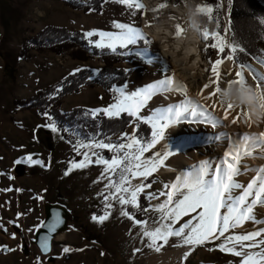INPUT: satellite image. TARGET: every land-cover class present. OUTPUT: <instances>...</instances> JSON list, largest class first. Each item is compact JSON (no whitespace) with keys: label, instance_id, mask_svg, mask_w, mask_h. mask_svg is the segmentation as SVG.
Here are the masks:
<instances>
[{"label":"rangeland","instance_id":"obj_1","mask_svg":"<svg viewBox=\"0 0 264 264\" xmlns=\"http://www.w3.org/2000/svg\"><path fill=\"white\" fill-rule=\"evenodd\" d=\"M70 1L84 4L89 0H0V173H3L0 175V225H3V228H0V246L15 249L4 251L0 248V264H37V258L40 264H159L168 252L182 248L177 246L180 244L179 238L170 237L167 244L158 240L157 245L163 244V247L160 251H155L154 248L148 247L147 240L140 236L141 229L134 226L133 221L120 215L119 205L114 206L111 210L112 214L103 223L93 222L91 216L94 213L101 214L103 207V199L98 196L107 183L102 177L103 166L90 164L65 176L64 173L69 167L68 162L72 160L79 162L82 159V156L74 151V145L78 141L72 144L63 139L59 132L54 133L47 127L38 128V125L47 124L48 119L40 114L36 107L24 108L15 105L16 101L26 100L46 86L76 72L78 68H87L95 76L106 64L103 53L100 51L97 55L92 54L89 47L93 46L84 39L87 50L82 52V55L77 48L78 45L61 50L59 53L48 48L39 50L35 46L25 51L22 43L43 28L62 27L68 24L72 28L63 27L71 32L76 30L81 36L87 31L118 34L119 30L114 25L123 23L143 32L140 25L143 9L141 0H129L132 3L131 8L118 0H103L99 12L90 10L85 12L81 8H73L69 6ZM256 2L264 7V0H256ZM136 3H141L142 7L137 8ZM230 6V0H204V7L195 10L196 25L205 36L219 31L229 43H232V34L228 28ZM209 7L213 9L212 15ZM217 20L219 29L216 26ZM225 28L229 29L227 33L224 32ZM143 34L152 42L150 45L140 42L123 49L119 47V42H116L115 53L105 49L110 51L109 55H112L109 60L110 66L128 72L123 85H112L107 88L97 84L81 85L76 92L59 98L60 103L57 108L60 112L75 107L89 111L103 109L115 103L118 93H114L113 88L123 87L125 92L130 94L155 83L163 75L173 76L169 63L170 69L163 70L164 62L155 66L140 58L122 54L145 46L156 48L151 37L145 32ZM260 42V52L254 56L256 59L248 57L249 59L242 64L264 59V37ZM205 48L209 60L215 61L217 50L206 45ZM245 55L237 52V58L240 60L245 58ZM167 95V93H159L152 96L141 110V115L148 116L154 111L167 108ZM176 95L174 102L184 100L183 95L179 93ZM133 127L131 123L123 132L113 137L95 140L114 144L126 142L119 138L122 133L131 135ZM211 131H213L211 128L197 129L190 126L186 130L189 139L174 140L170 143L171 149L180 152L170 156L163 166L143 181L151 184V188L145 189V193L139 198L140 205L144 200L146 206L143 208L141 206L142 209L139 211L130 206L127 209L136 212L135 219L151 221L159 215L155 211L145 212L143 209L148 208L149 204L155 205L163 201L165 197H160L159 201H147L146 193H158L164 190L165 184L170 185L171 177L161 173L162 168L176 165L174 161L177 155L185 154L190 148L200 144L204 141L205 135ZM167 147L168 145L149 149L144 153V157L151 158L156 152L163 153ZM81 151L85 150L81 149ZM96 151L106 159H111L113 155L107 158L104 155L111 153L108 150ZM29 154L33 159L43 161L45 167L15 163L17 159ZM141 181L142 178L135 179L133 183L138 184ZM38 195L43 199H36ZM57 203L68 211L66 228L54 237L50 252L42 254L33 244L34 232L45 216L43 206ZM17 214H20L19 217ZM193 215L194 213H189L181 217L179 224L190 220ZM258 227L264 225H251L247 229L237 228L231 230V233L253 231ZM13 233L15 239L12 238ZM220 243L221 241H211L189 247L181 255L182 264H239V257L219 250ZM65 247L70 249L68 253L63 252Z\"/></svg>","mask_w":264,"mask_h":264},{"label":"snow or ice","instance_id":"obj_2","mask_svg":"<svg viewBox=\"0 0 264 264\" xmlns=\"http://www.w3.org/2000/svg\"><path fill=\"white\" fill-rule=\"evenodd\" d=\"M126 3L129 8L132 3L129 0H118ZM137 8H141V3H136ZM212 15L213 9L209 7ZM264 23V21H261ZM115 28L119 30L118 34L109 32L87 31L82 35L90 46L99 49H109L112 52L117 51L116 42L119 47L128 49L129 46H135L140 42L144 45H150L152 42L138 28L116 23ZM219 29V21H216ZM228 28L224 29L227 33ZM98 37V39H93ZM211 41V43H208ZM201 42L206 47L217 50V59L211 62L206 72L209 73L208 82L202 89L201 95L204 96L205 90H209L204 98L212 103L204 104L197 100L187 97V88L182 85L174 76L163 75L161 79L148 85L147 87L134 91L130 94L125 92V88H113L114 93H118L115 103L103 109L92 110L91 115L95 118L101 113L108 118H118L126 113L132 118L134 125L131 135L122 133L119 139L126 142H105L104 140H92L88 142L78 141L74 145V151L82 156L79 162L69 161V167L64 175H69L76 169H83L90 164L102 165V177L107 180L104 190L98 193L103 199L101 214H93L91 220L96 223H103L112 214L111 210L115 205L120 206V215L133 221L134 226H138L140 236L147 240L148 247L160 251L163 244H167L170 237H177L180 244L177 246L201 245L211 241H221L218 245L219 250L228 252L235 257H239V264H264V227H258L253 231H244L241 233H231V230L244 228V225L251 222L254 225H264V219H259L256 215V209L264 207V166L259 168H250L246 163V158L264 159V133L249 134L239 133L229 135L226 132H220L211 136V141L227 142V149L223 157L219 158L213 166L210 160L201 161L193 166L188 172L177 176L172 184H165L164 190L158 193L147 192L145 199L147 201L165 199L155 205L149 204L143 211H155L159 215L154 220L135 219L136 212L128 211V206L134 210H141L139 198L145 189H150L151 184L144 183L147 178L164 165L165 161L173 155L178 154L179 150H173L167 147L163 153L156 152L151 158H145L144 153L149 149L155 148L160 141L165 139L166 129L182 122L202 123L210 125L216 129L224 125L230 112L240 109L237 117H233L231 123L235 125L238 118H244L245 107L236 106L232 103H226L223 97L225 85L240 84L247 85L246 73L256 82L257 89L264 88V74L256 71L249 64L240 63L237 58V52L243 51L236 45L229 43L219 31L214 34L201 35ZM148 47H141L135 50L123 52V55L140 58L146 63L153 64L152 57L145 55ZM253 59H256L253 57ZM163 70H169L170 66L165 59ZM226 62H232L233 68L227 70L223 67ZM258 64L264 65V60H257ZM76 72L82 69H76ZM234 79H230L233 77ZM91 78V77H89ZM57 92L59 89L56 90ZM176 92L184 96V100L179 104H173L159 111H154L148 116H142L141 110L146 106L147 101L159 93ZM259 93V103L264 108V95ZM224 112L223 119L215 115L217 109ZM49 121L51 116L43 113ZM259 116L256 117L258 119ZM147 124L151 127V139L139 137V125ZM47 127L52 132H58L59 129L54 123L38 125ZM84 149L85 151H81ZM99 150H108L113 155L111 159L104 158ZM16 164H27L29 166L39 165L45 167L43 161L33 159L31 154L21 157L15 161ZM254 172L255 175L246 185L239 183L236 177ZM3 173H0L2 175ZM11 179V177H9ZM142 178L141 183L134 184L133 180ZM99 182V181H97ZM9 191L11 189H8ZM237 190H240L237 192ZM36 199H43L42 196H36ZM194 213L192 218L182 224H179L181 217ZM20 214H17L19 217ZM10 223H14L10 221ZM64 223L59 211L51 223L41 221L36 230L46 228L48 233H54ZM150 225H154L150 227ZM19 227V225H16ZM3 228V225H0ZM7 231V229H3ZM32 231V229H29ZM231 233V234H229ZM15 239V233L12 234ZM163 241V244L157 245V241ZM4 251H14L7 246H0ZM40 248L43 252L49 251L48 241H41ZM68 247L63 248L64 253H68ZM187 253L185 254V259ZM37 264H40L37 258Z\"/></svg>","mask_w":264,"mask_h":264},{"label":"bare ground","instance_id":"obj_3","mask_svg":"<svg viewBox=\"0 0 264 264\" xmlns=\"http://www.w3.org/2000/svg\"><path fill=\"white\" fill-rule=\"evenodd\" d=\"M141 2L143 3L140 17L141 29L151 37L153 43L156 45V48H148L145 55L154 56L152 59L154 61L153 65L155 66L163 63V61L160 60V57L165 59L171 66L174 78L182 85L186 86L187 97L210 105L212 102L204 98L207 96L209 90H205L204 96H202L201 89L203 85L208 82L209 73L206 72V69L210 66L211 61L205 52V43L201 42V35L204 34L200 27L196 25L197 23L195 19V10L204 7V0H178L177 2L171 0H141ZM177 43H180L181 45L179 51L175 48ZM192 44H195L196 56H189L185 59L183 57V50ZM193 63L197 65L195 68L191 67ZM248 64L256 69L257 72L264 74V65L258 64L256 61ZM223 67L230 70L233 68V63L226 62ZM245 75L247 85H252L255 88L257 100L259 101L260 90L256 88V82L247 73ZM234 78V75L233 77H230V79ZM226 86L227 85H225V87ZM167 94L166 106L168 107L173 105V103H176L173 99L177 95L176 92ZM260 94L264 95V88L261 89ZM182 101L183 100H179L176 104H179ZM259 107H261L260 103ZM240 111V109H236L230 112L228 119L224 121V125L226 126H220L216 129H213L207 124L190 123L185 121L165 130V139L160 141L155 147H165L168 144L170 145L174 140L189 139L190 136L186 133V130H188L190 126H194L197 129L206 127L213 130L205 135L204 141H201L200 144L190 148L185 154L177 155L176 160L174 161L176 165H168L162 168L161 173L171 177L170 184L175 182L177 176L188 172L193 166L198 165L201 161L210 160L213 162V166H215L217 160L223 157V154L227 149V142L222 141L213 143L210 139L212 135L220 132H226L229 135L237 133L240 135H243L244 133L259 135L260 133H264V115H258V119H256V116L247 123L244 122V118H238L237 123L233 125L231 120L233 117H237ZM244 111H246V109H244ZM215 115L223 119L224 112L217 107ZM245 163L250 168L255 169L264 166V159L246 158ZM254 175V172H248L236 177V180L239 183L246 185ZM239 191L240 190H237V192ZM256 215L259 219H264V207L257 208ZM251 225L257 226L248 222L244 225L243 229H247ZM188 248L189 246H184L168 252L165 255L166 257L164 256L159 264H182L181 255Z\"/></svg>","mask_w":264,"mask_h":264},{"label":"trees","instance_id":"obj_4","mask_svg":"<svg viewBox=\"0 0 264 264\" xmlns=\"http://www.w3.org/2000/svg\"><path fill=\"white\" fill-rule=\"evenodd\" d=\"M230 1L228 28H230L232 34L231 41L238 48L243 49V51L238 52L246 55L245 58L239 59V61L240 63H245L246 59H249L248 57H254L260 52V40L264 37V24L261 22L264 21V7L256 2V0ZM102 2L103 0H89L84 4H80L77 1H70L69 6L81 8L85 12L89 10L99 12V6ZM215 6L217 7V4ZM74 45H78L77 48L81 55L82 52L87 50L85 49L86 43L83 41L81 34L76 30L71 32L63 27V25L62 27L47 26L38 31L28 41L22 43L25 51L35 46L39 50L48 48L57 53ZM89 49L94 55L99 54L100 51L103 53L106 64L103 68H100V72L97 75H92L91 71L87 68H80L82 71L73 72L60 81L48 87L46 86L45 89L26 100H19L15 103V105L24 108L36 107L40 114L47 112L52 118L51 121L48 120V123H54L58 127V132L63 139L72 144L75 141L88 142L98 138L113 137L123 132L131 124L132 120L126 113L121 114L118 118L111 119L101 113L94 118L91 115V111L82 107L71 108L63 112H60L57 108L60 103L59 98L76 92L81 85L91 86L97 84L102 88H107L112 85L121 86L124 84L125 75L128 72L110 66L111 61L109 60L112 58V55L108 54L110 51L105 49L99 50L93 47H89ZM20 56L18 57L20 58ZM104 75L105 77H103ZM57 89H59L58 92L56 91ZM48 107L50 108L48 109ZM150 128V125L141 123L138 129L139 137L149 140L151 134ZM111 155L112 153H109L104 156L110 158ZM141 206L142 208L146 206L144 200L141 201Z\"/></svg>","mask_w":264,"mask_h":264},{"label":"clouds","instance_id":"obj_5","mask_svg":"<svg viewBox=\"0 0 264 264\" xmlns=\"http://www.w3.org/2000/svg\"><path fill=\"white\" fill-rule=\"evenodd\" d=\"M180 43L175 45L177 51L180 50ZM189 56H196L195 44L184 48L183 57L187 59ZM197 65L193 63L191 67L195 68ZM223 97L226 103H232L233 105H243L246 109L244 122L255 118L258 115H264V108L259 107V101L257 100L255 88L252 85L242 86L240 84H232L226 86L223 89Z\"/></svg>","mask_w":264,"mask_h":264},{"label":"water","instance_id":"obj_6","mask_svg":"<svg viewBox=\"0 0 264 264\" xmlns=\"http://www.w3.org/2000/svg\"><path fill=\"white\" fill-rule=\"evenodd\" d=\"M44 214L45 216L43 217V221L46 223H51V221L55 218V214L57 211L60 212L61 217L64 221V223L57 229L56 232L54 233H48L46 228H40L39 231H35L34 232V240H33V244L34 246H36L38 248V250L42 253V254H47L48 252H50L52 246L51 243L54 240V237L57 235V233L61 230H64L66 228V219L67 217H69L68 215V211L61 205L57 204H45L44 206ZM47 240L48 244H49V251L47 253L43 252L40 248V243L43 240Z\"/></svg>","mask_w":264,"mask_h":264},{"label":"crops","instance_id":"obj_7","mask_svg":"<svg viewBox=\"0 0 264 264\" xmlns=\"http://www.w3.org/2000/svg\"><path fill=\"white\" fill-rule=\"evenodd\" d=\"M63 26H66V27H68V28H72V27H70V25H68V24H65V25H63Z\"/></svg>","mask_w":264,"mask_h":264}]
</instances>
